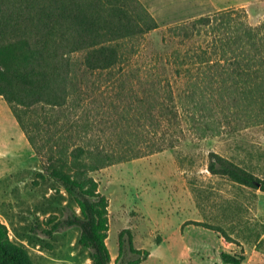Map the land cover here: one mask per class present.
<instances>
[{"label":"rangeland","instance_id":"374dc122","mask_svg":"<svg viewBox=\"0 0 264 264\" xmlns=\"http://www.w3.org/2000/svg\"><path fill=\"white\" fill-rule=\"evenodd\" d=\"M140 1L159 27L137 40L138 51L123 66L132 85L121 88V81L113 80L101 91L89 92L85 101L91 110H98L91 120L101 119L89 136L107 146L121 143L122 151L135 148L139 156L91 174L110 202L112 262L119 254L121 232L130 229L135 246L149 251L139 264H233L225 261V253L241 257L244 264L264 263V192L208 170L210 153L215 152L264 177V123L248 120L240 112V117L222 122L219 133L202 135L186 108L191 79L186 69L191 66L197 71L180 52L208 38H185L169 30L233 6H244L248 21L256 26L264 22V0ZM131 87L142 95L144 89L159 88L168 103L172 93V120L160 119L158 127L146 118L144 125L139 123L140 133L130 134L127 130L132 132L138 123L129 127V117L120 116L111 132L104 120L115 118L111 114L115 105H122L118 92L125 96ZM214 104L227 107L230 115L227 104ZM246 106L230 104L235 110ZM38 119L44 142L56 131L55 119ZM127 139L132 144L125 146ZM159 145L162 150L150 151ZM45 161L0 96V219L7 224L10 238L27 248L35 264H92L91 249L79 243L81 228L64 223L81 214L79 206L45 170Z\"/></svg>","mask_w":264,"mask_h":264},{"label":"trees","instance_id":"16d2710c","mask_svg":"<svg viewBox=\"0 0 264 264\" xmlns=\"http://www.w3.org/2000/svg\"><path fill=\"white\" fill-rule=\"evenodd\" d=\"M158 27L140 0H0V96L8 102L32 147L46 158L45 170L79 206L81 214L64 223L81 228L79 243L91 249L92 264H139L149 255L148 250L135 246L132 231L125 229L119 237V254L112 262L110 202L91 174L139 156L135 148L122 151L121 143L107 146L89 136L91 127L101 119L91 120L98 110H91L85 101L89 92L101 91L113 80L121 81V88L131 84L123 66L138 51L137 40ZM169 30L185 38H208L192 50L180 52L197 71L191 66L186 69L191 76L186 108L202 135L219 133L222 122L240 117V112L248 120L264 123V22L252 25L245 7L233 6ZM129 89L125 96L118 92L122 105H115L111 113L115 118L104 120L111 132L120 116L129 117V127L138 123L132 132L128 127L130 134L140 133L139 123L144 125L146 118L158 127L160 119L172 120V93L168 103L159 88L144 89V95ZM199 90L206 94L200 97ZM214 102L227 104L230 115L227 107H217ZM242 102L247 104L245 109L230 107ZM215 111L222 116L217 117ZM50 116L56 131L42 142L45 134L38 127V117L48 120ZM123 144L132 142L127 139ZM162 149L159 145L150 151ZM210 158L212 174L227 175L264 192V177L215 152ZM223 257L227 263L244 264L241 257L226 253ZM0 264H35L27 248L10 238L1 219Z\"/></svg>","mask_w":264,"mask_h":264},{"label":"crops","instance_id":"0c3cea01","mask_svg":"<svg viewBox=\"0 0 264 264\" xmlns=\"http://www.w3.org/2000/svg\"><path fill=\"white\" fill-rule=\"evenodd\" d=\"M21 128V127H20ZM22 130V129H21ZM24 133V132H23Z\"/></svg>","mask_w":264,"mask_h":264}]
</instances>
